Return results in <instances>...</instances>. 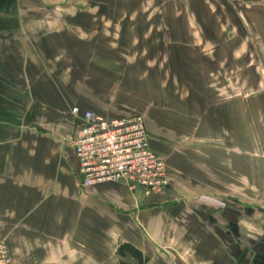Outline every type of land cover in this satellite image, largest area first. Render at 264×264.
Returning a JSON list of instances; mask_svg holds the SVG:
<instances>
[{
  "label": "crops",
  "instance_id": "0c3cea01",
  "mask_svg": "<svg viewBox=\"0 0 264 264\" xmlns=\"http://www.w3.org/2000/svg\"><path fill=\"white\" fill-rule=\"evenodd\" d=\"M110 8L0 0V239L11 264H119L121 242L147 264H264V96L240 106L232 81L229 92L208 85L200 48L172 56L169 47L162 62L182 83L175 89L166 74L170 91L160 93L159 60L127 55L136 45L112 31ZM75 105L143 115L169 186L83 187L70 141Z\"/></svg>",
  "mask_w": 264,
  "mask_h": 264
},
{
  "label": "rangeland",
  "instance_id": "374dc122",
  "mask_svg": "<svg viewBox=\"0 0 264 264\" xmlns=\"http://www.w3.org/2000/svg\"><path fill=\"white\" fill-rule=\"evenodd\" d=\"M110 1L112 23L109 25L112 31L120 32L121 42L136 45V48L128 47L127 55L159 60V64H153V72L156 74L154 78L163 86L157 89L160 93L170 91V87H166V74L171 73V84L175 82V89L179 88V82L182 83L176 71H170L171 66L162 62L168 57L166 49L174 48L169 53L178 56L188 55L192 51L190 48H200L209 64L204 77L214 92L221 89L229 92L232 81L233 94L238 92L242 102L240 106L245 107L243 97L246 96L256 102L262 101L264 0ZM183 48L187 49L186 52ZM149 64L147 67L151 70ZM190 75L197 78L200 74L190 72ZM219 81L223 82V87ZM261 118H264L262 114L259 115ZM245 120L246 117L239 118L240 128L245 127ZM245 156V151H240V160H245ZM242 190L245 191L240 188L239 192L243 193ZM245 207V202L240 201L239 210L245 211Z\"/></svg>",
  "mask_w": 264,
  "mask_h": 264
},
{
  "label": "built area",
  "instance_id": "2783aa9c",
  "mask_svg": "<svg viewBox=\"0 0 264 264\" xmlns=\"http://www.w3.org/2000/svg\"><path fill=\"white\" fill-rule=\"evenodd\" d=\"M78 125L70 136L83 187L124 181L144 191L169 186L165 158L154 151L143 115L114 117L79 106L71 107ZM5 240L0 239V264H11Z\"/></svg>",
  "mask_w": 264,
  "mask_h": 264
},
{
  "label": "trees",
  "instance_id": "16d2710c",
  "mask_svg": "<svg viewBox=\"0 0 264 264\" xmlns=\"http://www.w3.org/2000/svg\"><path fill=\"white\" fill-rule=\"evenodd\" d=\"M116 253L120 257L119 264H129L123 259L127 254L136 259L135 264H147L148 262V257L130 242H121L116 248Z\"/></svg>",
  "mask_w": 264,
  "mask_h": 264
},
{
  "label": "bare ground",
  "instance_id": "6f19581e",
  "mask_svg": "<svg viewBox=\"0 0 264 264\" xmlns=\"http://www.w3.org/2000/svg\"><path fill=\"white\" fill-rule=\"evenodd\" d=\"M78 163V162H77Z\"/></svg>",
  "mask_w": 264,
  "mask_h": 264
}]
</instances>
